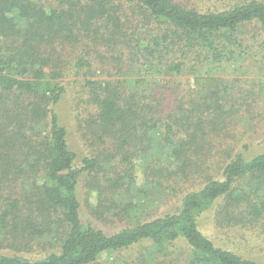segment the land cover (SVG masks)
<instances>
[{
	"label": "trees",
	"instance_id": "1",
	"mask_svg": "<svg viewBox=\"0 0 264 264\" xmlns=\"http://www.w3.org/2000/svg\"><path fill=\"white\" fill-rule=\"evenodd\" d=\"M257 142L264 0H0V264H264L199 222L264 236Z\"/></svg>",
	"mask_w": 264,
	"mask_h": 264
},
{
	"label": "rangeland",
	"instance_id": "2",
	"mask_svg": "<svg viewBox=\"0 0 264 264\" xmlns=\"http://www.w3.org/2000/svg\"><path fill=\"white\" fill-rule=\"evenodd\" d=\"M71 100H73L72 93L66 94L62 101L59 103L57 109L60 113V118L62 124L68 128V138L69 143L73 149H75L79 155V158L87 155L96 154V152L103 148L98 147L94 144H89V141H82L79 136L76 134V125L74 121V110ZM264 151V143H256L253 146L251 153H257ZM79 163V160H78ZM139 181H142L143 173L141 168L138 171ZM82 192L80 189L79 193ZM200 228L202 231L213 239L218 245H221L225 248L232 249L235 252L242 254L244 256H250L257 260L264 261V236L253 233L252 231L238 230V229H218L214 225L212 214L210 212L205 213L200 218ZM99 226H103L99 224ZM104 227V226H103ZM107 228V227H106ZM179 246L185 245V242L182 241L178 244ZM124 254L129 260L136 259L140 254V247L135 246L129 250H124L122 252L107 253L103 254V262L110 264V262L115 259L116 256Z\"/></svg>",
	"mask_w": 264,
	"mask_h": 264
}]
</instances>
